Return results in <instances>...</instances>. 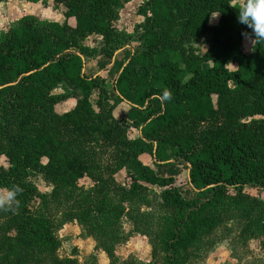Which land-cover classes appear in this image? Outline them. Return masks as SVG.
<instances>
[{
    "label": "trees",
    "instance_id": "1",
    "mask_svg": "<svg viewBox=\"0 0 264 264\" xmlns=\"http://www.w3.org/2000/svg\"><path fill=\"white\" fill-rule=\"evenodd\" d=\"M53 1L60 5V22L25 16L0 33V157L7 164L0 167V183L17 190L11 202L0 204L4 264L31 258L39 263L32 252L49 250L52 257L55 246L50 224L33 217L41 196L25 181L27 170L41 173L53 188L84 177L93 182L72 198L70 209L109 255L104 246L124 239V217L129 234L144 224L150 237L149 215L136 208L139 203L158 208L155 228L166 232L157 234V242L172 246V254L233 209L253 212L264 224V201L258 198L264 190V41L252 38L249 52L244 50L251 29L238 23L234 0H148L139 9L144 20L135 33L137 51L112 82L119 96L132 92L143 108L142 119L131 123L114 119L116 102H110L106 81L86 74L89 62H111L129 46L132 35H122L115 23L130 0ZM92 34L101 37L102 48L82 44ZM203 35H211L208 50L198 56L187 45ZM228 63L237 68L228 70ZM62 82L81 98L59 113L56 106L69 97L53 93ZM129 127L137 138L127 137ZM102 147L112 149V162L99 159ZM147 154L155 168L186 169L191 195L182 197L176 176H159L139 160ZM122 168L134 174L127 186L114 179ZM146 185L162 189L154 202Z\"/></svg>",
    "mask_w": 264,
    "mask_h": 264
},
{
    "label": "rangeland",
    "instance_id": "2",
    "mask_svg": "<svg viewBox=\"0 0 264 264\" xmlns=\"http://www.w3.org/2000/svg\"><path fill=\"white\" fill-rule=\"evenodd\" d=\"M147 1L130 0L118 10V20L115 23L117 31L124 36L132 35V37L130 40L128 39V49L118 55L113 66L109 67V62L106 59L100 60L98 58L94 62H89L86 67L87 75L90 76L96 73L106 81L105 87L111 97L110 102H116L112 111L114 119L124 118L128 123L137 119L141 120L144 115L143 108L137 107L133 102L132 92L119 96L112 88V82L131 51H137L138 45L135 33L137 26L144 20V17L139 13V9ZM12 6L16 7L14 10L15 16L11 15V12H13ZM60 11V5L54 3L53 0H44L39 3L2 0L0 1V33L14 28L18 19L29 15L42 22H60ZM216 21L217 16L214 14L211 17V23L215 24ZM68 24L73 28L74 20L69 19ZM210 37V35L201 36L196 41L188 44L187 47L196 55L202 56L208 50ZM250 43V41L247 42V39L245 40L244 50L246 52L250 50ZM82 44L96 50L103 47L101 37L95 34L87 36ZM226 67L230 71L237 68L234 63H228ZM53 93L69 95L66 102L56 106V111L59 113L70 109L75 100L81 98L80 93L67 82L59 84ZM95 93L93 92L90 97L92 101L95 99ZM150 107L151 109H157L158 104L156 101H152ZM138 136L139 133L135 128L129 127L127 129L128 138L135 139ZM112 158L111 148L102 147L100 149L99 159L103 163L112 162ZM139 160L150 168H154L150 155H142ZM2 166L6 167L7 164L5 159L0 157V167ZM172 169L171 173L177 177L176 185L179 187L182 197L187 198L191 195V192L186 185V169L178 164H173ZM158 172L160 173V171ZM131 177H134V174H128L125 168L120 169L114 175L116 182L123 186L128 185ZM25 181L31 184L41 196V199H38L37 209L33 212V217L43 221V224H50L49 229L55 242L52 257L49 256L51 253L49 250L33 251L31 255H34L35 259L40 260V262L34 263L35 260L31 258L25 264H29L31 261L32 264H264V224H261L262 219L253 212L249 215L238 209L226 212L215 228L205 233L201 238L187 242L186 246L178 249V254H172V246H162L157 242L159 234H165L166 232L163 229L157 230L155 228L156 223L160 221V218L155 216L158 213V208L154 206L155 204L150 206L151 208L141 206L140 203L139 205L135 204L136 208L142 209L144 213L149 215L148 224L152 231L150 237H147L144 232V224L138 226L139 233L129 234L131 223L124 217L120 226V232L124 239L118 242H108L110 244L104 246V248L110 250L111 254L109 255L102 251V244L99 243L101 238L97 240L95 236L88 232L85 226L79 224L73 218L70 209L72 198L92 188L93 182L89 178L79 179L74 186L64 184L58 188H53L54 185L46 180L41 173L27 170ZM146 186L149 191L148 198L149 200L153 198L152 201L154 202L162 189L152 185ZM73 187L77 190H74ZM7 191L8 188L0 183V197L5 196ZM258 198L264 201V190L258 191ZM204 199H207V197H204ZM169 227L170 225L167 224L166 229ZM7 258L8 250L3 252L0 246V262L7 263ZM52 258L56 260L53 261Z\"/></svg>",
    "mask_w": 264,
    "mask_h": 264
},
{
    "label": "clouds",
    "instance_id": "3",
    "mask_svg": "<svg viewBox=\"0 0 264 264\" xmlns=\"http://www.w3.org/2000/svg\"><path fill=\"white\" fill-rule=\"evenodd\" d=\"M234 6L238 9V23L251 29V35L246 37L247 42L252 38L264 41V0H234ZM16 191L8 190L5 196L0 197V204L11 202Z\"/></svg>",
    "mask_w": 264,
    "mask_h": 264
},
{
    "label": "crops",
    "instance_id": "4",
    "mask_svg": "<svg viewBox=\"0 0 264 264\" xmlns=\"http://www.w3.org/2000/svg\"><path fill=\"white\" fill-rule=\"evenodd\" d=\"M19 1H24V0H19ZM19 1L17 0V2H19ZM43 1H44V0H43ZM25 2H26V1H25ZM40 2H42V1H40ZM53 2H54V1H53ZM28 3H29V2H28ZM38 3H39V2H38ZM11 9H12V11H13V12H11V15H12V16H13V15L15 16L16 13H15L14 10L16 9V7H13V6H12ZM23 12H24V11H23ZM41 12H42V11H41ZM41 12H40V14H42ZM29 16H31V15H29ZM21 18H22V17H21ZM21 18H20V19H21ZM18 20H19V19H18ZM54 22H55V21H54ZM2 32H5V31H2ZM203 36H204V35H203ZM210 36H211V35H210ZM127 49H128V48L126 47V48H124L123 50L117 51V52L114 54V56L112 57V59L110 60L111 62H109V61L107 60V61L109 62V67L113 66V64H114V62L116 61L118 55L121 54V53H123V52H124L125 50H127ZM134 51H135V50H134ZM131 53H133V50L131 51ZM129 55H130V54H129ZM128 57H129V56H128ZM100 60H102V59H100ZM103 60H104V59H103ZM126 60H127V59H126ZM126 60H125V62H124V65L126 64ZM94 61H95V60H94ZM94 61H93V62H94ZM96 61H97V60H96ZM124 65H123V66H124ZM123 66H122V67H123ZM109 67H108V68H109ZM122 67H121V68H122ZM120 71H121V69H120ZM119 73H120V72H119ZM119 73H118V74H119ZM118 74L116 75V77L118 76ZM116 77H115V78H116ZM115 78H113V79H115ZM146 165H147V164H146ZM172 167H173V166H172ZM172 167H166V168H161V167H160V168H155V167H154L155 169H154V168H152V169L155 170L156 174L159 175V176H165V177H168V176H176L175 174L171 173V172L173 171ZM158 171H160V173H159ZM169 173H171V174H169ZM168 174H169V175H168Z\"/></svg>",
    "mask_w": 264,
    "mask_h": 264
}]
</instances>
